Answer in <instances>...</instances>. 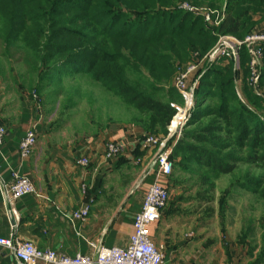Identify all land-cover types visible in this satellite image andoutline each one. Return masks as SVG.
Wrapping results in <instances>:
<instances>
[{"label": "trees", "instance_id": "trees-1", "mask_svg": "<svg viewBox=\"0 0 264 264\" xmlns=\"http://www.w3.org/2000/svg\"><path fill=\"white\" fill-rule=\"evenodd\" d=\"M184 2L225 7V16L209 26ZM263 19L264 0H0V56L24 65L21 85L38 97L58 98L65 77L87 75L137 111L132 121L143 133L165 135L184 102L173 84L178 66L206 54L220 34L244 38ZM249 61L244 47L238 68L233 60L205 68L170 156L169 188H197L192 198L211 203L226 174L234 177L232 186L264 200V58L256 84ZM70 99L66 107L77 104ZM231 192L223 195V209L230 208ZM253 225L252 218L244 223L239 238L254 236ZM248 253V264H264V238ZM0 264L19 263L0 253Z\"/></svg>", "mask_w": 264, "mask_h": 264}, {"label": "crops", "instance_id": "crops-1", "mask_svg": "<svg viewBox=\"0 0 264 264\" xmlns=\"http://www.w3.org/2000/svg\"><path fill=\"white\" fill-rule=\"evenodd\" d=\"M262 28L264 19L254 30ZM30 112L31 115L27 114L23 98L16 104L0 99V122L8 130L0 147V180L10 182L12 172L18 171L33 180L38 192L15 203L18 236L34 240L39 248H52L69 255L94 252L90 242L106 246L126 245L134 231V216L141 209L146 190L155 180L148 162L156 150L138 142L142 128L125 124L117 133L105 132L83 138L60 134L51 129L49 122H44L41 114H35L38 117L35 119ZM31 124L36 125L38 142L30 158L23 159L19 144ZM109 140L125 141L127 147L120 156L106 161L105 149ZM82 156L90 158L88 166L77 162ZM137 158L141 162L136 163ZM84 184L87 193L83 192ZM87 200L91 204L88 219H70ZM165 212L162 211L160 220L150 226L154 242L165 254L163 264H210L208 257L199 256L208 245L201 243V250L195 252L192 243L199 234L208 231L211 223L207 220L197 222V218H186L185 214ZM14 219L0 183V236L11 235ZM231 249L237 250L238 246H231ZM238 253V250L231 252L233 261L227 264H240ZM248 261L249 258L246 264Z\"/></svg>", "mask_w": 264, "mask_h": 264}, {"label": "built area", "instance_id": "built-area-1", "mask_svg": "<svg viewBox=\"0 0 264 264\" xmlns=\"http://www.w3.org/2000/svg\"><path fill=\"white\" fill-rule=\"evenodd\" d=\"M180 6L195 14H200L209 26H218L225 16V7L218 10L195 6L188 2H184ZM244 47L247 48L250 55L249 67L252 82L258 83L259 70L264 58V28L253 30L244 38L233 34H220L216 44L206 54L202 57L197 56L187 68L180 69L175 77L173 84L184 97V105L177 106V112L168 125L167 134L143 133L137 138L144 147H152L156 150L148 162L149 167L155 173V180L146 190L141 209L134 216V231L126 245L106 246L90 242L94 252L69 255L52 248H39L34 240L20 238L16 229L15 220H18V211L14 207L15 203L28 194H38V192L29 176L13 171L10 182L0 180L3 196L11 206V213L15 218L11 235L9 237L0 236V253L7 252L19 264H163L165 254L162 247L154 242L150 234V226L160 220L162 210L171 200L168 178L174 169V161L170 157L172 150L181 136L185 122L190 116V110L195 104L198 81L207 65L221 60H233L238 68ZM7 132L5 124L0 122V147L5 142ZM171 139L173 140L169 143ZM37 142L36 125L31 124L19 144L23 159L30 158ZM126 147L127 142L125 141L109 140L106 143L105 160L109 161L120 156ZM77 162L82 166H88L90 158L82 156L78 158ZM135 162H141V159L137 158ZM83 192L87 193L85 184ZM90 211V201H84L71 214L70 219L87 220Z\"/></svg>", "mask_w": 264, "mask_h": 264}, {"label": "rangeland", "instance_id": "rangeland-1", "mask_svg": "<svg viewBox=\"0 0 264 264\" xmlns=\"http://www.w3.org/2000/svg\"><path fill=\"white\" fill-rule=\"evenodd\" d=\"M1 49L0 46V53ZM10 58L8 60L7 57L0 56L6 70L5 76L0 75V99L10 100L11 103L16 104L18 99L21 101L23 98L27 114L31 115L30 111H32L35 119L38 118L35 114H41L44 122H49L52 130L60 134L63 132L69 136L76 135L84 138L105 132L117 133L123 125L134 124L132 119L137 115V111L128 108L100 82L92 80L87 75L65 77L62 83L63 92L58 98H48L47 92L42 95V98L38 97L35 92L32 94L28 86L21 85L22 82H26V78L22 77L24 65ZM190 64V61L180 64L175 77L180 69L183 70ZM14 76L17 81L13 80ZM258 91L262 92V90ZM70 98L77 104L73 107H66L65 104L69 103ZM181 105H184V102ZM251 169L255 173L261 172L258 168ZM244 170L245 172L248 170L247 165L241 166L240 171ZM233 178L225 174L217 179L216 200L211 203L192 198L197 188L170 187L171 200L162 210L166 211L165 214H185L186 218H197V222L203 223L207 220L211 223L208 231H202L203 233L199 234L196 241L192 243L195 252L201 250L199 247L201 243L208 245L207 249L204 247V251L201 250L204 255L199 254V256L208 257L210 264L231 263L233 260L230 253H235L237 250L238 256L241 257L239 263L246 264L249 258L248 248L251 244L261 245L262 238H264V200L250 191L232 186ZM226 190H229V194L232 190L228 199L229 209H223L221 206ZM169 208L173 211L171 212ZM221 214H226L227 217ZM251 218L255 227L254 236L246 235V238H239L244 223L248 225ZM254 240H256L255 243ZM231 246L233 248L238 246V249L230 251Z\"/></svg>", "mask_w": 264, "mask_h": 264}]
</instances>
